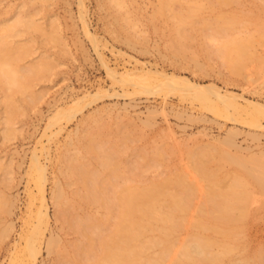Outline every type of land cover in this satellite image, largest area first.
<instances>
[{"label": "rangeland", "instance_id": "obj_1", "mask_svg": "<svg viewBox=\"0 0 264 264\" xmlns=\"http://www.w3.org/2000/svg\"><path fill=\"white\" fill-rule=\"evenodd\" d=\"M81 1L84 7L78 6L79 0H0V35L4 25L16 22L17 15L22 19L25 15L33 16L38 27L30 29L19 24L15 27L18 32L10 31L0 40L1 65L9 64L7 67L14 68L19 78L14 86L0 81V264H21L22 259L24 263L25 240L37 223L35 213L41 199L30 167L34 149L46 168L44 201L48 217L40 224L42 232L39 235L41 240L37 241L40 247L35 264L84 263V254L82 259H72L76 248L73 245L78 244L79 249L82 236L71 224L77 216L91 213V216L100 217L105 212L99 202L88 201L90 204H87L78 199L84 189L78 181L79 176L71 171L74 170L72 166L70 171L73 174L69 178L64 177L62 171L63 162L77 166V162L71 160L76 162L74 164L69 158L81 149L82 140L89 139L82 137L86 133H92H89L92 142L88 143L93 146L88 149L91 148L93 154L87 148L81 150L85 157L82 164L88 162L90 166L88 163L85 166L90 170H104L101 162H104L103 152L107 150L100 154L101 148H98L103 144L106 147L109 141L119 151V169L125 173L128 171L129 179L133 178V181L129 180L130 184L135 185L190 171L189 155L201 147H225L245 161L257 160L264 155L263 117L249 115L250 121L243 111L232 112L231 109L227 115H216L202 108L197 101L180 97L176 91L165 94L156 89L149 92L134 89L133 84L128 83L131 81L119 82L111 78L105 67L106 63L119 73L133 70L134 66V70L151 67L184 80L214 84L223 91L240 93L264 105V0H169V3L166 0L169 7L164 6L165 10L159 9L164 0H123L124 3L118 0V7L123 3L119 9L114 7L115 0ZM81 9L85 10H82L85 21L78 17ZM240 38L249 39L250 49H246L249 52L246 53V64L242 60L244 57L240 59L244 68L234 74L231 66L228 67L233 72L228 64L224 65L226 62L220 57L217 46L223 40ZM84 94L90 95L81 99L79 105L71 103ZM57 107L65 110L68 119L61 117L64 119L59 118V122L47 127ZM234 115L237 120L236 117L232 119ZM254 117L258 126L252 125ZM4 119L12 120V133L3 134ZM57 128L61 130L53 135L51 132ZM229 130L233 134L229 136L232 139L228 137L232 144L223 146L221 140L227 138L224 137ZM233 167V164L224 163L221 175L233 171ZM186 173L199 186L205 184L195 173L190 171L192 176ZM227 178H223L220 186L228 182ZM118 180L124 181L122 178ZM123 181L120 185L124 184ZM58 186L65 192L66 207L70 206L64 214L66 218L69 213L66 219H72L71 223L57 214L52 193ZM198 195L195 205L201 199L200 192ZM254 198L248 215L231 225L228 234L208 230L235 244L233 254L244 246L252 253L264 245V196L255 193ZM194 215V211L188 213L187 220ZM192 231L194 228L188 224L178 236L183 237L184 233ZM49 236H56L58 245L53 246L59 249L46 248Z\"/></svg>", "mask_w": 264, "mask_h": 264}, {"label": "bare ground", "instance_id": "obj_2", "mask_svg": "<svg viewBox=\"0 0 264 264\" xmlns=\"http://www.w3.org/2000/svg\"><path fill=\"white\" fill-rule=\"evenodd\" d=\"M115 1L116 5L113 3L114 7H118V5H120V1ZM170 1L168 0V3ZM221 1L225 2L226 0H220L219 2ZM81 2L82 1L79 0L80 5L78 6L82 7L83 2ZM121 2H123V0ZM162 2L164 3H160L162 4V8H160L161 6H159L160 10H165L164 6L169 7L166 6V0ZM123 3L121 4V6H123ZM121 6H119L118 9L121 8ZM197 8H200V6ZM82 10L83 9H81L80 16L78 17L79 19L81 18L85 21V19H83ZM83 12H85V10H83ZM17 16L18 18L14 20L16 22L11 23L10 25H4L3 34L0 35L1 41L7 35L6 33L10 31L13 32L14 30L16 31L17 29H15V27H18L19 24H22L26 28L30 29L31 27H37V25L33 21V16L29 17L28 15H25V19V16H22L23 19L20 18L19 15ZM82 23L85 26V23ZM84 30L87 34L89 33L86 26ZM177 34L179 35V33ZM180 37H182V34ZM129 38L130 37L128 36L127 39ZM243 39L244 40H242L241 38L237 40H223V42L217 46V48L219 49V55H221L220 57H223L224 61L226 62V64L224 65L228 64L227 67L231 66L234 72L230 67L228 68L234 74L235 71L239 72L244 68H242L241 66H243V64L245 63L246 55L249 53L248 51H246V49H250L248 48V42L250 43V41L246 38ZM243 57L244 59H242ZM240 59H242L244 63ZM224 61L222 62L225 63ZM5 64L6 63H3L1 65L0 62V81H7L8 84H13L14 86V84L16 85L17 81L19 80V78H17L18 73L16 74V70L14 68H8L7 66L9 64L7 66ZM3 65L6 68H4ZM105 67L107 69V74L111 76V78H115L116 80H119V82L131 81L128 83L133 84L134 89L139 88L147 92L156 89L164 92L165 94L171 91H176L179 93L180 97H187L190 98L191 101H197L202 108L209 110L216 115L219 113H223V116L227 115V111L231 109V111L233 110L234 112L243 111L245 116L251 115L264 118L263 104L258 103L257 101H254L252 99L245 98L240 93L236 94L235 92L229 90L223 91L220 88H217L214 84H200L197 82L184 80L179 78L180 76L178 75L176 76L174 74H166V72L158 71L157 69L152 70L151 67V69H144L143 67L139 69L137 67L138 70H134V68H136L134 66L133 70L130 69L129 71H125V73L116 72L114 69L106 66V63ZM36 68L37 67L31 70L35 72L34 70ZM28 72L31 71L29 70ZM88 95L90 94H84L81 97L79 96L71 103L78 104L81 99H84ZM75 106H70V108H74ZM8 111L11 112V109H9ZM238 115L240 114H236V116ZM66 116L67 114L65 115V110L57 107L56 111L49 119V122L47 123L48 125L46 126L51 127L54 122L60 120L59 118ZM231 116H233V114ZM236 116L234 115L232 119ZM256 117L252 119L255 120L252 122H255L254 124L251 123L252 125L256 124ZM6 118L8 117L6 116ZM248 118L250 120V116ZM237 119L238 118L236 117V120ZM4 120V125L6 127L4 130L5 133L3 134H7L9 131H11L12 133L13 128L10 127L12 120H10L11 122L9 121V119ZM59 125L58 127H60ZM255 126H258V124ZM59 129L61 130V128H57L55 132L53 131L51 133H55L56 135L60 131ZM229 132L227 131V134L224 137L227 138L225 140H221L222 145L224 144L223 146L232 144L229 140V136H231L232 132L231 130H229ZM11 133H9L8 135H10ZM89 133L92 134L91 132ZM89 133H86L82 136L84 137V139L86 138V136L87 138L89 137V139H85V142L82 140V143L81 140L79 141L81 143V149L78 151V153L75 152V154L71 157L67 156L68 158L70 157V161L75 160L77 162V166L75 164L76 162L71 161L75 164V166H73L72 164H68L67 161L63 162L65 163V166H63L64 169L61 170L65 174L63 175L66 178H69L73 173L76 176H79L78 181L80 180L79 182H81L82 184H80V186L84 189V192L82 194H80L79 192L76 193V195L79 193L78 195L80 198L78 199H81L80 201L84 200L83 202H86L87 204H90L88 203V201H93V204L99 202L100 206L102 207L101 209L105 212L103 213V215H99L100 217H96L97 215L93 216V214L91 216V213H88V215H82L83 217H81V215L77 216L78 218H81L78 219L76 217L77 220L73 222L72 219L68 221L66 218L68 217L67 214L69 213H66V218L64 214V211L68 207H66L65 205L67 204L64 198L65 192L63 191L61 186H58L52 193V198L54 200L53 202L58 208V216L59 214L60 217L64 216V218L62 217L61 219H64L65 222L71 221L73 223L71 224L72 226L69 225L71 222L68 225L73 227V229L75 228L76 231L79 230L77 232H80L79 235L82 236L81 241L84 240V243H82L81 241L78 242L79 244H82L79 245L81 246L79 249L77 248L78 244L73 245L76 247L74 248L77 249H74V253L77 255L79 253V255L81 254V256L79 257L76 255V258H74L75 254H73L74 257L72 259H82V254H84V257L82 259V262L84 261V263H81L79 261V264H264V245L257 248L252 253H249V251L246 250V247L244 246L242 250H239L237 253L233 254L235 244L225 239L218 238L215 234L208 231L211 230L212 232L217 234H228L230 228L232 227L231 225L245 219V217L250 212L249 206L252 202L255 201V193L260 196H264L263 154L259 157L260 159L255 158L257 160L250 159L251 161H245V159H240L235 154H231L228 150L225 149V147H201L200 149L192 151L189 155V158L191 160L190 171L193 174L195 173V176L198 177L197 179L204 181L203 183H205V187L204 185L202 186L204 188L199 186L198 182L188 177L189 175L186 172H189L190 174V171L176 172L172 176L170 175L171 177L165 176L162 179L157 178L156 180H150L143 185H135L130 184L129 180H132L133 178L130 176L132 179H129L128 175L130 174L128 173V171L125 173L123 172V169L122 172L119 169L120 159H117L119 151L115 145L114 146L116 147V149L112 144L110 145L109 141H107V146L105 145L107 148L103 146V143V145H99L98 148H101L100 154L104 150H107L106 152H103L104 154L102 153L104 162H101V166L104 167V170H99L98 168H92L90 170V168L87 167L90 166L88 162H84V164H82L85 157H83V153L81 154L80 152L84 151V149L86 148L87 150L91 151V148L88 149V147L90 145L93 146V144L88 143L89 141L92 142V140H90L91 136L89 135ZM49 137H51V135ZM92 139L95 138L93 137ZM102 147H104L103 150ZM79 153L81 154V156H78ZM91 153L93 154V151H91ZM98 156L102 158L101 155ZM79 160L80 164H78ZM101 160H103V158ZM86 163H88V165ZM224 163L233 164L235 168L233 167L234 170H231L232 172L230 171L228 174H226L225 172L224 175H221L220 171L223 169ZM85 164L87 166H85ZM71 166L74 168V170H71L73 171V173H71L70 171V169H72ZM30 167L33 168L34 171L32 177L37 189L36 192H38L39 198L41 199V204L38 210L36 209L37 212L35 213L37 217V223L32 226V229L30 232H28L29 234L25 240L23 253H25L24 255H26V259L24 263H22V259L20 261L21 264H35L36 255L40 247H38L37 241L40 239L39 237L41 236L40 234L42 232L40 224L48 220L46 212L47 206H45L44 201V181L46 180V168L45 165L39 161L35 149L32 152ZM224 176L228 177L227 179L229 180L228 182L224 181L226 184L223 183L225 185L220 186V183L222 184L223 178H225ZM121 178L124 179V181L120 180L124 183H121L122 185H120V181L118 180ZM118 181L119 184H117ZM198 192H200L201 194V199L195 205L194 200L199 197V195L197 196ZM191 211H194L195 215H197H194L195 217L193 216V218L188 221L187 215ZM188 224L189 226L194 228V231H192L191 233H184L183 237L180 235L178 236V232ZM222 227H224V229H222ZM53 237L51 236L49 239L46 238L47 245L46 243L44 244L47 246L46 248H56L57 250L58 247L53 246L54 244L58 245L56 244V236ZM78 250L80 252H76Z\"/></svg>", "mask_w": 264, "mask_h": 264}]
</instances>
